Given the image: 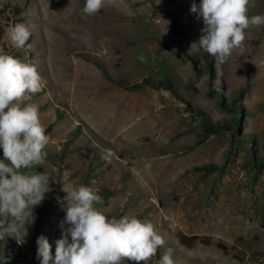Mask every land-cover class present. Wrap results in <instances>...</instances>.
I'll return each instance as SVG.
<instances>
[{"label": "rangeland", "instance_id": "374dc122", "mask_svg": "<svg viewBox=\"0 0 264 264\" xmlns=\"http://www.w3.org/2000/svg\"><path fill=\"white\" fill-rule=\"evenodd\" d=\"M193 2L114 0L89 16L84 0H0V49L43 78L32 102L50 142L36 170L53 189L26 243L0 241L7 264H40V235L55 255L63 188L74 184L96 189L107 215L154 224L165 245L148 264L167 248L175 264H264V25L219 64L193 45L204 26ZM16 23L31 31V51L12 46Z\"/></svg>", "mask_w": 264, "mask_h": 264}, {"label": "clouds", "instance_id": "9594fccd", "mask_svg": "<svg viewBox=\"0 0 264 264\" xmlns=\"http://www.w3.org/2000/svg\"><path fill=\"white\" fill-rule=\"evenodd\" d=\"M114 0H84L83 12L92 16ZM255 0H201L191 4L190 11L202 18L200 49L216 62H227L234 50L244 52L246 31L264 25V14L249 15ZM127 15L135 13L128 9ZM8 35L16 49L31 51V31L24 23L11 26ZM35 63L21 60L0 49V241L11 238L17 245L27 242L29 228L36 220L50 186L47 172L37 171L45 163L50 142L41 122L39 106L33 95L43 88ZM213 87H216L215 83ZM219 90L218 88L216 89ZM110 151L101 159L110 162ZM63 220L60 238L55 241V255L47 238L36 239V257L40 264H148L164 238L148 219L134 215L109 216L101 207L104 199L93 187L74 184L63 188ZM8 258L0 254V264ZM158 264H175L173 250L167 248Z\"/></svg>", "mask_w": 264, "mask_h": 264}, {"label": "trees", "instance_id": "16d2710c", "mask_svg": "<svg viewBox=\"0 0 264 264\" xmlns=\"http://www.w3.org/2000/svg\"><path fill=\"white\" fill-rule=\"evenodd\" d=\"M180 238H181V240L183 242H186L188 244H192V243H194L196 241H201V242H204V243L210 242L209 239H206L205 237H199L198 235H191V236H185V235H183ZM217 245H218V247H220L224 251H227L228 250V247L225 244H223V243H218ZM24 264H27V263L24 262Z\"/></svg>", "mask_w": 264, "mask_h": 264}, {"label": "bare ground", "instance_id": "6f19581e", "mask_svg": "<svg viewBox=\"0 0 264 264\" xmlns=\"http://www.w3.org/2000/svg\"><path fill=\"white\" fill-rule=\"evenodd\" d=\"M81 19V18H80ZM96 106V105H95Z\"/></svg>", "mask_w": 264, "mask_h": 264}]
</instances>
